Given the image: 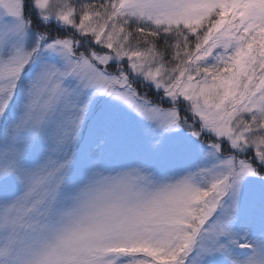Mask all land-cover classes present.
Segmentation results:
<instances>
[{
	"label": "snow or ice",
	"instance_id": "6c2138e0",
	"mask_svg": "<svg viewBox=\"0 0 264 264\" xmlns=\"http://www.w3.org/2000/svg\"><path fill=\"white\" fill-rule=\"evenodd\" d=\"M0 264H264V0H0Z\"/></svg>",
	"mask_w": 264,
	"mask_h": 264
}]
</instances>
